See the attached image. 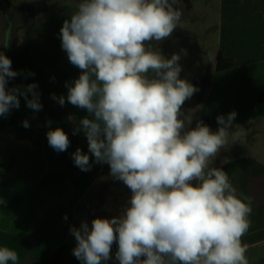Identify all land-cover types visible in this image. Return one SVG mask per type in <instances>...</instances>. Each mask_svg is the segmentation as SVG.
I'll list each match as a JSON object with an SVG mask.
<instances>
[{
	"label": "clouds",
	"instance_id": "1",
	"mask_svg": "<svg viewBox=\"0 0 264 264\" xmlns=\"http://www.w3.org/2000/svg\"><path fill=\"white\" fill-rule=\"evenodd\" d=\"M182 15L179 0H78L62 24L61 48L80 74L66 82V96L52 99L87 111L73 135L82 131L95 163L107 164L131 193L123 214L70 227L73 255L82 264H106L114 244L119 264H249L242 237L253 209L228 173L210 166L246 133L233 130L236 111L218 115L216 131L202 120L190 127L181 110L199 88L180 75L187 50L166 58L152 47L182 28ZM18 75L0 52V116L19 109L21 96L28 108L42 110L35 82L8 87ZM46 135L51 148L67 151L61 127ZM88 153H72L82 171L92 167ZM6 204L0 196V206ZM0 264H19L18 253L0 246Z\"/></svg>",
	"mask_w": 264,
	"mask_h": 264
},
{
	"label": "crops",
	"instance_id": "2",
	"mask_svg": "<svg viewBox=\"0 0 264 264\" xmlns=\"http://www.w3.org/2000/svg\"><path fill=\"white\" fill-rule=\"evenodd\" d=\"M57 1L24 29L8 56L12 68L21 73L9 80L8 87L35 82L43 105L34 112L21 96L19 109L0 116V196L7 201L0 206V246L15 250L19 264H51L54 250L66 243L60 258L63 264L69 242L75 240L70 227H79L86 220V214L77 210L79 199L96 178L110 176L102 175L103 164L95 163L88 153L83 132L73 135L87 111L67 102L61 106L52 99L53 94L66 96V82L80 74L61 48L60 27L69 17L55 16L58 11L77 8L78 0L67 2L60 10ZM217 6L218 51L230 57L232 65L214 72L200 117L212 125L218 115L236 111L233 130L246 133L243 143L237 140L222 149L210 166L222 167L237 195L252 207L251 227L242 242L248 246L249 264H264V256L256 254L264 252V201L256 207L248 191L250 178L264 173V0H219ZM240 90H247V97L251 94L241 102L243 108L234 99L225 112L228 95L237 98ZM250 106L254 108L250 110ZM25 119L28 128L23 127ZM50 127H61L67 133V151L57 152L49 146L46 134ZM77 148L89 154V171L75 166L72 153ZM225 158L229 163L222 164ZM108 264L119 262L111 259Z\"/></svg>",
	"mask_w": 264,
	"mask_h": 264
},
{
	"label": "rangeland",
	"instance_id": "3",
	"mask_svg": "<svg viewBox=\"0 0 264 264\" xmlns=\"http://www.w3.org/2000/svg\"><path fill=\"white\" fill-rule=\"evenodd\" d=\"M13 3H18L20 0H11ZM52 4L55 0H49ZM219 0H193V11L187 17V19L182 22V28L188 32H192L197 38L199 44L204 48V50L209 54V57L212 61H216L218 58V43H217V23H218V4ZM66 0H58L55 2V6L60 10V7L66 6ZM77 8L70 10L66 9L64 11H58L55 15L57 18L59 16H64V18H70L71 14L74 13ZM56 26V25H55ZM61 28V27H60ZM25 30L21 31L18 36ZM247 90H240V94L237 98L232 97V95H228V102L224 104L223 110L228 112L230 108L228 106L235 99L238 101V108H243L242 101H246L249 96ZM226 94L224 95V97ZM254 107L250 106V110ZM203 107L198 106L193 110L190 114L188 122L190 123V127H195L196 122L200 120V114L203 112ZM213 122V121H212ZM210 122V124L212 123ZM204 123L207 125L208 122ZM213 131H216L219 127L217 123H213L212 125H208ZM231 140V136H230ZM130 190L126 191L119 190L117 187V180H113L111 176H103L95 179L94 183L89 187L87 191L84 192L82 197L79 199L80 201L77 203V210L81 213L84 212L86 214V221L91 226V221L95 217H107L110 218L112 216H116L119 214H123V210L127 205V200L130 197ZM70 248L63 256V264H82L80 260H78L73 255V248L76 245V241L69 242ZM115 249H117V245L114 244L112 246L111 252L113 256V260H115ZM257 250V249H255ZM256 254L258 256H264V252L257 251ZM101 264H105V262H101ZM108 264V261L106 262Z\"/></svg>",
	"mask_w": 264,
	"mask_h": 264
},
{
	"label": "flooded vegetation",
	"instance_id": "4",
	"mask_svg": "<svg viewBox=\"0 0 264 264\" xmlns=\"http://www.w3.org/2000/svg\"><path fill=\"white\" fill-rule=\"evenodd\" d=\"M7 1L12 6L22 7L23 9L19 25L13 29L14 47V36L18 35L29 26L37 16L47 12L51 8V3L49 0H20L16 4L11 0ZM179 8L183 13L182 23L193 11V0H179ZM152 47L155 50H160L166 58L170 57L173 53L180 52L181 49L187 50L186 56L181 53L180 64L182 65V72L180 75L199 88V91L194 94L191 99L187 100L182 107V116L187 117V123L191 112L204 102V97L210 85L211 78L214 72L218 70L216 68L217 59L215 62L212 61L209 54L199 44L195 35L180 27H178L167 40L161 42L153 41ZM204 119V117H200L203 123Z\"/></svg>",
	"mask_w": 264,
	"mask_h": 264
},
{
	"label": "water",
	"instance_id": "5",
	"mask_svg": "<svg viewBox=\"0 0 264 264\" xmlns=\"http://www.w3.org/2000/svg\"><path fill=\"white\" fill-rule=\"evenodd\" d=\"M22 10V7L12 6L7 0H0V52L7 56L13 49V29L19 25ZM5 41H8L7 47L4 46ZM117 187L123 192L128 189L120 181H117ZM248 191L255 206L258 207L264 201V173L250 178Z\"/></svg>",
	"mask_w": 264,
	"mask_h": 264
},
{
	"label": "trees",
	"instance_id": "6",
	"mask_svg": "<svg viewBox=\"0 0 264 264\" xmlns=\"http://www.w3.org/2000/svg\"><path fill=\"white\" fill-rule=\"evenodd\" d=\"M15 41L18 38V35H15ZM232 65V59L230 57H226L222 54V52H219L218 58L216 61V68L218 70L221 69H226ZM102 175H109V166L107 164H103L102 170H101ZM67 244L63 243L60 245L56 250H54L52 257H51V264H60V258L61 255L64 253L66 250Z\"/></svg>",
	"mask_w": 264,
	"mask_h": 264
}]
</instances>
